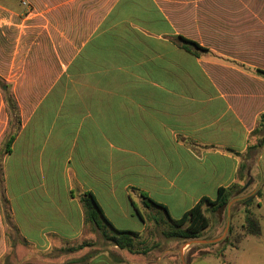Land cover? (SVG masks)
Returning a JSON list of instances; mask_svg holds the SVG:
<instances>
[{"label": "crops", "instance_id": "obj_1", "mask_svg": "<svg viewBox=\"0 0 264 264\" xmlns=\"http://www.w3.org/2000/svg\"><path fill=\"white\" fill-rule=\"evenodd\" d=\"M253 2L249 43L242 37L219 48L204 42L210 0H0V78L11 84L19 121L0 161V259L10 225L41 253H67L84 239L92 246L98 231L84 219L86 192L115 228L141 236L148 226L136 210L143 218L142 209H150L142 194L178 218L200 197L214 199L219 187L241 183V157L264 112V78L255 73L264 69L258 42L264 0ZM218 3L243 7L241 0ZM178 35L208 50L186 51ZM7 125L0 95V136ZM99 137L113 138L123 147L110 146L130 155L111 158L104 181L91 173L98 171ZM118 161L128 176L115 175ZM263 196L255 195L257 210L251 209L259 223ZM203 210L213 212V221L191 243L201 247L186 264H245L239 254L250 237L260 240L264 264L262 231L229 246L224 209ZM112 249L89 253L85 264H171Z\"/></svg>", "mask_w": 264, "mask_h": 264}, {"label": "rangeland", "instance_id": "obj_2", "mask_svg": "<svg viewBox=\"0 0 264 264\" xmlns=\"http://www.w3.org/2000/svg\"><path fill=\"white\" fill-rule=\"evenodd\" d=\"M212 4L211 8V19L209 20L210 31L209 33H204V42L207 43L211 47H219L227 46L230 47L234 45L235 40L238 38L244 39V43H249L251 30L250 26L254 23H251L250 13H249V5H255L253 0H241L243 1L242 8L234 9L228 3L226 7H219V1L223 0H210ZM233 1V0H227ZM247 6V7H246ZM226 13V16H224ZM260 16L264 15L263 11H260ZM207 20L205 19V24ZM259 30V44L261 45L264 42V22L259 21L258 23ZM253 37H256V32ZM264 70V69H261ZM7 84V86H5ZM10 83H4V86H0V95L4 101L6 112L8 115L7 128L3 131L0 136V161L2 160L3 155L6 153L5 150V142L7 137L12 133L13 130L18 128L16 125V110L13 108V104H6V97L13 96V92L11 89ZM6 89V90H5ZM12 94V95H11ZM13 105V106H12ZM18 112V111H17ZM263 124V123H262ZM258 124V129L254 132L251 143L252 145L248 148L246 153H244L241 157V162L244 164V169L242 172L243 177H240L241 183H238V186L231 189V196L229 202L224 207V216L222 225L224 227L227 220H229V225L233 226V233L238 232L240 230L241 223L244 222L243 216H237L236 214L238 209H253L257 210L255 194L258 192L263 193L264 195V124ZM2 137V138H1ZM110 144L120 146V143H117L113 138L107 137H99V162H98V171H93V176H98L100 181L106 180L108 175L111 173L113 169H110L109 160L115 156H122L119 159H124L125 156H130L129 154H122L118 152V149L110 146ZM120 144V145H118ZM122 146V145H121ZM123 147V146H122ZM120 166L122 167H114L115 175L120 177L128 176V169L125 170L123 168V162L118 161ZM1 166V165H0ZM72 166V165H70ZM118 166V165H117ZM70 176L73 174L72 168H67V175ZM119 174V175H118ZM2 175H1V167H0V193L2 192ZM253 196V197H251ZM251 197V198H250ZM249 203V205H248ZM251 204V205H250ZM225 210H229V216L226 217ZM258 213L262 215V219L260 220V228L262 231V237L264 238V196L260 201V209H258ZM143 219L147 223L146 232L141 234L139 239H135L134 246L132 251L128 250H116L112 249L109 246L108 242H106L100 232L98 231V237L92 240L94 244L92 246H85L78 250L69 251L68 248L64 249L67 253H62L58 248H52L46 253H41L33 250L32 248L25 245L17 235L13 232L11 225L7 226V242L8 249L6 253L0 259V264H53V263H62L69 264L70 260H79L81 257L88 255L91 252L101 249H112L117 255L120 257H128L131 258L133 256H140L143 254H147L149 257H161L162 260H169L171 264H183L184 261L189 263L188 257L201 246L200 245H192L191 243L195 240H188L185 243H182L178 239L175 238H166L163 236L162 232L167 230L169 226H167L163 219V212L158 208L150 207L149 210L142 209ZM236 215L235 219L231 221V218ZM206 215L212 222L213 220V212L206 211ZM6 222L7 217L5 218ZM159 220V221H156ZM161 220V221H160ZM229 228V227H228ZM85 233H90V226L85 227ZM209 229V228H208ZM207 229V231H208ZM228 234V233H227ZM204 235H207L205 232ZM229 236V235H228ZM231 238V237H230ZM89 239V238H86ZM224 239V238H223ZM244 246V253L239 255H243V261L245 264H263V255L262 249L258 248L260 245V240L254 238H248ZM90 240V241H92ZM85 241V239H84ZM84 241L82 243H84ZM250 241H257V245L249 247ZM259 241V242H258ZM257 246V247H256ZM77 247V246H74ZM259 247H262L261 245ZM71 248V247H70ZM181 248V250H180ZM185 249V252L182 250ZM150 251V252H149ZM65 254L59 259L60 255ZM249 256V262L247 258ZM231 259L230 255H227V259Z\"/></svg>", "mask_w": 264, "mask_h": 264}, {"label": "trees", "instance_id": "obj_3", "mask_svg": "<svg viewBox=\"0 0 264 264\" xmlns=\"http://www.w3.org/2000/svg\"><path fill=\"white\" fill-rule=\"evenodd\" d=\"M179 40L180 46L189 52H197V51H207L208 49L201 47L195 41L187 39L181 35L177 36ZM255 73L260 77L264 78V70L256 69ZM5 81L0 78V86H4ZM7 86V84L5 85ZM6 90V89H5ZM12 95V94H11ZM6 104L14 107L17 114V105L13 96L6 97ZM16 122L18 123V116L16 117ZM264 124V112L259 117V124ZM262 124V125H263ZM15 136V133H10L5 142V150L6 152L9 149V146ZM244 169V165L240 166L238 174L240 177H243L242 172ZM231 187H219L217 189V194L214 199H210L206 196H202L199 200L191 206L188 210H186L180 217L172 218L168 213L166 207L162 204L156 203L152 199H150L147 195L142 194L143 200L142 203L147 208H158L163 212L164 223L169 226V228L162 232L163 236L166 238H175L181 241L182 243L187 242L188 240L198 239L201 236L203 230L208 226L209 219L205 215L203 210V205H209L213 209L221 210L229 202L231 196ZM256 196L260 195V192L255 194ZM253 197V196H251ZM250 197V198H251ZM81 203L84 210V219L88 222L93 229H96L100 232L102 238L108 242L109 245L116 246L119 249H126L128 251H132V248L135 243V239H139V233L127 230H120L115 228L112 223L104 216L101 207L97 203L94 195L91 192H86L81 197ZM249 205V203H248ZM137 215L140 219H143L140 215L139 211H137ZM160 220V221H161ZM159 221V220H156ZM261 233L259 217L249 208L244 210V222L240 225V230L238 232L233 233L232 224L229 225L228 228V238L226 239V243L229 246L237 247L242 238L245 235H253L258 236ZM231 237V238H230ZM84 246H87V243H83L78 245L77 247H71L67 250L74 251L78 250ZM110 257L116 261L121 262V259L115 256L113 253L108 252ZM91 255L87 257L81 258L80 264H85ZM79 260H70L69 264H74ZM187 263V260H186Z\"/></svg>", "mask_w": 264, "mask_h": 264}, {"label": "water", "instance_id": "obj_4", "mask_svg": "<svg viewBox=\"0 0 264 264\" xmlns=\"http://www.w3.org/2000/svg\"><path fill=\"white\" fill-rule=\"evenodd\" d=\"M183 264H186L184 261L182 262Z\"/></svg>", "mask_w": 264, "mask_h": 264}]
</instances>
